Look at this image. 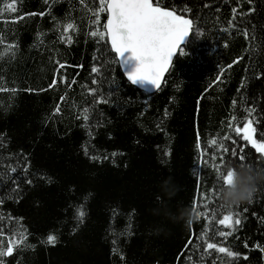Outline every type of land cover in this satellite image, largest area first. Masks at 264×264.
I'll return each instance as SVG.
<instances>
[{
  "label": "trees",
  "instance_id": "16d2710c",
  "mask_svg": "<svg viewBox=\"0 0 264 264\" xmlns=\"http://www.w3.org/2000/svg\"><path fill=\"white\" fill-rule=\"evenodd\" d=\"M10 2L0 0V87L16 89L0 91V246L21 232L27 241L4 258L5 264H226L230 259L231 264H264V253L253 247L264 246V188L239 209L221 208L210 191L217 182L219 150L234 147L222 139L224 133L238 139L227 126L230 115L236 116L233 127L242 126L252 106L253 126L264 120V0H240L238 7L237 0H174L177 10L189 9L194 26L181 48L186 54L178 52L155 93L132 87L107 38L89 35L104 30L106 13L100 14V24L93 23L98 0H15L14 12L6 7ZM233 7L239 30L227 26ZM17 16L23 18L13 23ZM69 22L76 28L69 31L71 44L59 40ZM237 57L239 62L228 68ZM58 64L65 67L57 72ZM93 65L99 75L91 74ZM221 67L223 82L214 83ZM54 74L57 86L49 88ZM73 76L76 83L69 89ZM94 76L100 81L96 86ZM91 87L107 102L94 104L87 94ZM57 104L60 113L53 114ZM89 106V121L77 119ZM197 132L207 163L197 157ZM258 135L264 142V133L254 138ZM213 139L216 143H209ZM240 143L255 161L254 149ZM21 157L27 158V173ZM18 162L10 173L9 165ZM231 162L237 163L234 157ZM25 176L33 182L23 183ZM198 186L203 203L197 211L203 213L205 204L215 207L216 217L240 211L241 223L232 234L214 237L238 257L214 250L201 255L204 239L217 229L229 230L210 218L204 232V215L192 210ZM81 203L85 216L78 223L74 211ZM184 209H191L190 221ZM48 234L56 236L54 245L42 242ZM190 234L194 243L185 248Z\"/></svg>",
  "mask_w": 264,
  "mask_h": 264
},
{
  "label": "snow or ice",
  "instance_id": "6c2138e0",
  "mask_svg": "<svg viewBox=\"0 0 264 264\" xmlns=\"http://www.w3.org/2000/svg\"><path fill=\"white\" fill-rule=\"evenodd\" d=\"M48 0H45L47 3ZM240 0H237V7L239 6ZM174 0H98V7L92 10V15H94L95 20L93 23L100 24V14L106 13V21L103 23V31L93 30L89 33L91 37H98L100 41L105 40L107 38V44L111 47V52L115 54V57L119 61V66L125 63L123 60L125 53L130 54V58L136 61V67L132 72H125L124 74L127 77V80L131 82V84H136L138 81L148 82L151 84L153 89H158L161 85V78L165 76V73L169 70L171 66L172 58L179 52L181 56L185 55L183 49L180 48V45L183 43L184 38L187 37L190 32L193 30L194 21L187 15L189 11L188 8H181L177 10V7L173 6ZM180 4L186 3V0H179ZM7 9L10 12L16 11L15 8V0L8 3L6 5ZM204 7H208L207 4ZM237 7H233L231 9L234 14L232 18H230L227 22L228 29L236 28L239 30V26L234 23L237 15ZM219 11V9H216ZM251 11V9H249ZM31 15H37V13H30ZM40 16L44 15V12L39 13ZM239 16H244L245 13L241 12L238 14ZM22 16L15 17L12 22L14 23L16 19H22ZM76 31V28L72 23H65L62 29V33L59 36V40L61 42H65L67 44H71L73 42V37L69 35V31ZM224 29H221L223 31ZM198 34V33H197ZM244 38L248 40L247 31L244 30ZM39 36V34H38ZM227 47V44L224 45ZM9 47H14L13 45H9ZM94 59H96L94 57ZM240 57H237L232 61L231 64H228L227 67L231 68L233 64L238 63ZM114 61H107V63H113ZM64 64H58L57 72L60 68H64ZM69 67H82L81 65H69ZM246 67V71H247ZM225 68L221 67L220 74L215 77V82H223L221 80V76L224 74ZM91 74L99 75L98 67L93 65L91 67ZM78 75V73H77ZM259 78V77H257ZM58 80L57 76L54 74L53 78L48 85L49 88H55L57 86ZM59 83H65V76L59 75ZM76 83L75 76L72 77L71 82L67 84V87L70 89L73 84ZM100 83L95 76L91 80V84L96 86ZM244 86V78H241V86L236 89L237 93L241 91V87ZM29 91L31 89H28ZM43 90V89H41ZM0 91H12L15 92L16 89H6L0 87ZM96 88L91 87L88 88L87 94L93 98L94 104H99L102 102H107L102 100L101 98L95 95ZM112 93L110 92L109 95ZM65 97L61 96L60 101H64ZM237 101L235 99L232 100V107L236 106ZM90 106L84 107L80 116H77V119L81 117L85 122L89 121V113ZM247 117L242 126L233 127V122L236 121L235 115H230L227 126L231 132L235 133V137L238 139H234L229 132H225L222 139L230 140L234 147L229 148L227 145H224L220 151L219 157V166L217 167L215 179L216 183L212 186L210 191L214 193L212 199L213 202H219V189L221 186L227 185L230 182V178L232 175L231 169L224 170L231 163V159L234 157L237 163H245V162H254L257 165L261 164V161H264V142H258L260 139L259 135L257 138H254V133H264V120L259 121L257 127L253 126V121L257 118L253 116V112L255 108L249 106L247 109ZM60 113L59 104L53 109V114ZM165 116H167V112H165ZM240 141H244L247 145H250L251 149H254L255 152V161L253 160V153L245 152L244 145L240 143ZM209 143H216L215 139L210 141ZM196 151L197 157L201 163H207V157L205 154V150L201 148L199 133L197 132L196 138ZM231 152V156L226 158V154ZM87 154V153H86ZM165 155H168L165 152ZM91 159H96L95 156L90 157ZM23 159V169L24 173L28 171V162L26 157H21ZM212 161L217 160V156L215 153L211 156ZM19 167V162L16 166L9 165V172L14 173ZM40 179H47L43 176ZM23 183L31 184L32 179L25 176L22 181ZM13 184L17 183L16 179L12 180ZM16 191V189H13ZM201 189L199 186L197 187V196L193 198L192 201V210L196 212V215L199 217L200 215H204L205 217V228L204 232L206 233L209 230L208 220L214 219L215 223L219 226H222L224 229H228L229 231H222L217 229L213 233V237L204 239L203 248L201 255H212L210 250H214L217 254H224L227 258H236L239 256L238 252L230 250V248L226 246H220L218 243L214 242V237L219 236L223 238H227L232 234L231 230L234 225H239L241 223L240 220V211L228 212L223 214L221 217H216L214 215L216 209L213 207L212 209H208L207 205H204V212L197 211L200 205L203 203V199L200 198ZM252 200L248 203L251 204ZM84 204H78L75 207L74 218L77 222H83V218L85 216ZM220 207L223 208L224 205L220 204ZM239 209V205L235 206ZM116 210L113 209V212ZM243 211H247V208H244ZM134 212V210H133ZM131 215V213H130ZM255 215V213H253ZM235 217V218H234ZM75 231V228H73ZM4 233L0 231V236ZM196 240H199L200 237H196ZM27 235L24 232H21L19 236L13 234L12 238H10L6 244V246H0V264H5L4 258L9 257L13 254L15 249L21 248L26 244ZM47 243L48 245H54L56 243V236L53 234H48L46 239L42 241ZM115 244V241L113 242ZM193 236L190 234L188 240L185 243V248L188 245L193 244ZM245 247H248L247 243H245ZM253 247H258L259 250L264 253V246L259 244L253 245ZM179 256V254H178ZM219 258V257H218ZM120 259L123 260V255L120 256ZM187 260H191V256L186 257ZM247 260V256L244 257ZM213 264H215V260H213ZM226 264H231V259L226 262Z\"/></svg>",
  "mask_w": 264,
  "mask_h": 264
},
{
  "label": "clouds",
  "instance_id": "9594fccd",
  "mask_svg": "<svg viewBox=\"0 0 264 264\" xmlns=\"http://www.w3.org/2000/svg\"><path fill=\"white\" fill-rule=\"evenodd\" d=\"M232 175L227 185L219 189L220 202L226 207H235L249 203L260 188H264V161L260 165L254 162L230 163L226 170ZM186 221L192 219L191 209H184Z\"/></svg>",
  "mask_w": 264,
  "mask_h": 264
},
{
  "label": "water",
  "instance_id": "95a60500",
  "mask_svg": "<svg viewBox=\"0 0 264 264\" xmlns=\"http://www.w3.org/2000/svg\"><path fill=\"white\" fill-rule=\"evenodd\" d=\"M106 18H107V17H106ZM190 35H191V32H190V34H189L187 37L184 38V41H183V43L180 45V48L184 47V46L187 44ZM108 45H109V44H108ZM109 47H110V45H109ZM110 50H111V47H110ZM113 54H114V53H113ZM177 54H178V53H177ZM177 54H176V55H177ZM176 55L172 58L171 65H172V62H173L174 58L176 57ZM114 56H115V54H114ZM115 58H116V57H115ZM123 60L126 61V62L119 66V61H118L117 58H116V61H117V63H118L119 69H120V71H121L123 77L125 78V80H126V81H127L132 87H134V88L137 89L138 91H141V92H144V93H155V92H157V91L161 88V86H162V84H163V81H164V79H165L167 73L169 72V70H168V71L165 73V76L161 78V85H160V87H159L158 89H153L152 86H151V84H149L148 82H143V83H141V82L138 81L136 84H131V82H129V81L127 80V77H126V75H125L124 73H125V72H132V71L135 69V67H136V61H135L134 59L130 58V54H129V53H125V56H124ZM170 68H171V66H170ZM170 68H169V69H170Z\"/></svg>",
  "mask_w": 264,
  "mask_h": 264
}]
</instances>
